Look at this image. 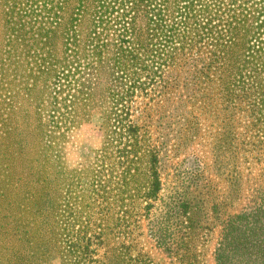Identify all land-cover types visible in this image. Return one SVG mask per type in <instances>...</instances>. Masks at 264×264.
I'll return each instance as SVG.
<instances>
[{
	"label": "trees",
	"instance_id": "16d2710c",
	"mask_svg": "<svg viewBox=\"0 0 264 264\" xmlns=\"http://www.w3.org/2000/svg\"><path fill=\"white\" fill-rule=\"evenodd\" d=\"M171 97L219 121L218 165L264 164V0H0V264H161L143 225L202 264L203 203L214 263L264 264V184L233 212L201 183L161 197L153 115ZM95 115L99 146L68 166Z\"/></svg>",
	"mask_w": 264,
	"mask_h": 264
},
{
	"label": "rangeland",
	"instance_id": "374dc122",
	"mask_svg": "<svg viewBox=\"0 0 264 264\" xmlns=\"http://www.w3.org/2000/svg\"><path fill=\"white\" fill-rule=\"evenodd\" d=\"M153 116L155 121L152 132L160 148L162 198L179 200L188 195L198 194L201 183L205 185L203 191L211 192L222 202H224L223 196L229 193L230 198L226 200L229 203L224 202L228 205L226 207L223 205L222 208L224 212L238 211L250 203L253 189L264 184L262 169L264 164L251 158L246 162L242 158L239 161L226 162L223 158L224 161L218 165L213 138L221 130L218 127L219 121L214 120L212 116L200 114L195 108L178 104L173 97L158 104ZM100 122V116L95 115L89 123L73 132L65 156L68 166L76 165L82 153L90 154L89 149L99 146ZM241 128L239 127L238 130ZM203 205L201 214L205 219L201 229L203 235L198 245L202 251V264H215L213 251L218 238L219 225L215 219L216 214L209 208V203ZM143 231L142 245L154 260L161 264H177L147 234L145 225ZM50 264L60 263L58 259H53Z\"/></svg>",
	"mask_w": 264,
	"mask_h": 264
}]
</instances>
